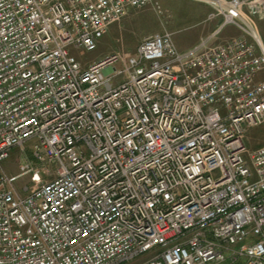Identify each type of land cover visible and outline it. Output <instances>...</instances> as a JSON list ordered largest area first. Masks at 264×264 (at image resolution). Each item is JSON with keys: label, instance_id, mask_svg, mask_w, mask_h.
Masks as SVG:
<instances>
[{"label": "built area", "instance_id": "2783aa9c", "mask_svg": "<svg viewBox=\"0 0 264 264\" xmlns=\"http://www.w3.org/2000/svg\"><path fill=\"white\" fill-rule=\"evenodd\" d=\"M205 1L192 47L83 65L151 0H0V264H264V0Z\"/></svg>", "mask_w": 264, "mask_h": 264}, {"label": "rangeland", "instance_id": "374dc122", "mask_svg": "<svg viewBox=\"0 0 264 264\" xmlns=\"http://www.w3.org/2000/svg\"><path fill=\"white\" fill-rule=\"evenodd\" d=\"M208 11L209 6L204 0H151L148 5L132 9L127 16L112 24L95 50L85 51L70 48V51L83 65H87L113 52L119 51L128 54L135 52L136 45L143 37L164 31L172 32L176 47L179 50H185L192 47L201 37H205L217 26V19L204 20ZM257 25L258 34L264 46V15L258 18ZM236 34H238V30L227 25L214 40L216 42L224 41ZM120 67L121 63L119 62H114L112 65V69ZM263 75L264 72L262 77ZM243 144L247 151L264 144V121L261 124L245 128ZM24 152L26 156L19 158V149H12L8 159L3 162V167L7 172L16 173L19 162L30 159L27 148ZM24 180V177L19 178V182ZM128 264H135V262ZM234 264H241V260Z\"/></svg>", "mask_w": 264, "mask_h": 264}, {"label": "bare ground", "instance_id": "6f19581e", "mask_svg": "<svg viewBox=\"0 0 264 264\" xmlns=\"http://www.w3.org/2000/svg\"><path fill=\"white\" fill-rule=\"evenodd\" d=\"M204 2L206 3V1L204 0ZM207 4V3H206ZM257 30H258V25H257ZM162 33V32H161ZM140 42V41H139ZM99 44V43H98ZM139 44V43H138ZM137 44V45H138ZM137 45H136V48H137ZM136 48H135V50H136ZM126 52H129V51H126ZM133 53H135V52H131L130 54H133ZM262 78H264V77H262Z\"/></svg>", "mask_w": 264, "mask_h": 264}]
</instances>
